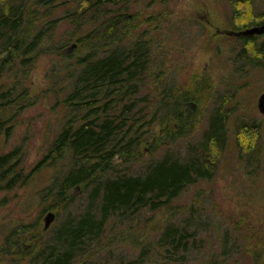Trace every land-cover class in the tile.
Returning <instances> with one entry per match:
<instances>
[{"label": "trees", "instance_id": "obj_1", "mask_svg": "<svg viewBox=\"0 0 264 264\" xmlns=\"http://www.w3.org/2000/svg\"><path fill=\"white\" fill-rule=\"evenodd\" d=\"M59 1L0 0V141L12 137L23 112L35 104L26 85L30 69L41 56L50 54L47 48L55 29L64 18H69L68 15L44 23L43 15L32 12L29 4L53 8ZM131 1L78 0V13H72L71 18L77 17L83 25L90 21L101 23L100 30L93 28L85 39L78 40L92 45L90 53L67 55L75 60L74 67L62 79L61 71L53 69L56 78L53 91L61 96L57 101L68 110L64 126L29 172L24 166L23 146L0 153V192L26 186L35 173L48 169L53 171L52 179L39 192L42 200L51 201L44 212L74 205L73 191L78 189L85 196L86 208L82 213H71L47 237L38 231L40 218L29 223L15 222L0 244V264L2 261L22 264L26 258L27 264H76L100 243L111 220L135 217L145 210L169 209L190 186L212 180L218 171L228 143L230 111L226 109L225 98H219L221 101L209 119L208 128L200 140L189 144V154L184 158L167 152L161 159L147 162L145 169L137 173L115 162L117 158L133 161L132 156L137 154L146 133L159 118L163 125L164 121L179 125L178 129L166 130L165 137L185 135L188 120L180 107L192 100L190 95L183 94L177 103L173 86L168 83L158 109L150 114L148 107L141 105L149 101L148 94L139 96L148 76L154 72L156 61L148 33H142L130 43L126 41L135 19L128 12ZM229 2L237 27L253 20L264 25V11L256 13L257 0ZM116 6L122 9L120 13L107 11ZM103 9L105 13H98ZM237 37L244 43L239 58L248 65L262 62L264 43L259 45L256 35ZM160 113L164 117H159ZM260 134L259 125H243L239 129L241 153L252 165L261 163L254 160ZM188 220L186 224L170 222L165 226L159 239L160 248L168 252L162 256L165 264L186 260L191 240L194 238L196 242L198 231H191ZM30 240L35 242L27 255H23V244ZM228 240L222 246L225 263L232 253ZM151 252L150 245L144 246L141 256L131 263L147 264ZM258 263L264 264V259Z\"/></svg>", "mask_w": 264, "mask_h": 264}, {"label": "rangeland", "instance_id": "obj_2", "mask_svg": "<svg viewBox=\"0 0 264 264\" xmlns=\"http://www.w3.org/2000/svg\"><path fill=\"white\" fill-rule=\"evenodd\" d=\"M153 1L132 0L128 5V12L135 19L126 41L130 43L142 33H148L156 61L154 72L148 76L139 97L149 95V101H143L141 105L147 106L151 114L160 107L163 88L168 83L173 86L177 103L183 94L190 95L192 100L180 107L188 120L186 134L165 137L169 128L178 129L179 125L169 121H164L163 125L159 118L146 133L137 154L132 156L134 160L126 162L117 158L115 162L121 168L137 173L145 169L147 162L161 159L167 152L184 158L189 154V144L200 140L208 128L209 119L221 101L219 98H225L226 109L230 111L227 147L212 180L190 186L169 209L145 210L135 217L111 220L100 243L86 254V259H80L76 264H132L148 245L152 252L147 264H165L162 256L168 252L159 246L165 226L170 222L186 224L188 219L191 231H198L196 242L194 238L191 240V251L186 254V260L170 264H259L264 259V115L258 108V98L264 91V59L254 65L245 64L239 58L243 39L227 35L225 31L260 26L261 21L253 20L237 27L229 0ZM29 7L32 12L43 15L44 23L68 15L69 18H64L55 29L47 48L50 54L41 56L30 69L26 85L35 104L23 112L12 137L0 141V153L23 146L26 172L47 152L68 114L65 106L57 101L61 96L53 91L56 79L53 69L61 71L62 79L74 67L75 60L67 55L90 53L92 45L78 40L85 39L93 28L100 30L101 23L99 20L83 25L77 17L71 18L72 13H78V0H60L53 8L30 4ZM118 9L116 6L107 11L120 13L122 9ZM261 11H264V0H257L256 13ZM255 35L259 45L264 43L263 34ZM159 117H164L163 113ZM243 125L260 126L261 134L254 152V160L260 164L248 163L241 153L238 133ZM52 176V170H42L34 174L28 185L0 192V203L5 199L0 206V244L15 222L29 223L40 218L38 231L42 237H47L71 213L79 214L85 210V196L78 189L73 191L74 205L44 212L51 201L42 200L39 192L47 187ZM191 209L193 214L190 216ZM49 212L54 213L55 218L46 228ZM226 238L230 239L232 253L225 263L222 246ZM34 242L30 240L23 244V255H27ZM178 254L180 256L182 252ZM26 260L28 258L22 264H27Z\"/></svg>", "mask_w": 264, "mask_h": 264}, {"label": "water", "instance_id": "obj_3", "mask_svg": "<svg viewBox=\"0 0 264 264\" xmlns=\"http://www.w3.org/2000/svg\"><path fill=\"white\" fill-rule=\"evenodd\" d=\"M227 35L233 36H252L255 34H263L264 33V25L263 26H255L251 28H247L241 31H225ZM258 108L260 112L264 115V91L260 94L258 98ZM55 215L52 212H49L46 217V228L50 226V224L54 221Z\"/></svg>", "mask_w": 264, "mask_h": 264}, {"label": "flooded vegetation", "instance_id": "obj_4", "mask_svg": "<svg viewBox=\"0 0 264 264\" xmlns=\"http://www.w3.org/2000/svg\"><path fill=\"white\" fill-rule=\"evenodd\" d=\"M234 31V30H233Z\"/></svg>", "mask_w": 264, "mask_h": 264}]
</instances>
